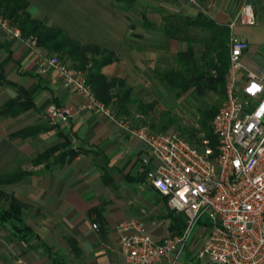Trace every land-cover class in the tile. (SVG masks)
Here are the masks:
<instances>
[{
  "label": "crops",
  "instance_id": "0c3cea01",
  "mask_svg": "<svg viewBox=\"0 0 264 264\" xmlns=\"http://www.w3.org/2000/svg\"><path fill=\"white\" fill-rule=\"evenodd\" d=\"M23 1L32 18L60 28L80 45H95L115 54L102 73L127 83L136 101L133 115L140 120L147 117L134 112L139 103L152 104L153 111H175L185 100L186 93L171 89L166 81L167 72L178 69L175 55L188 47L186 41L166 33L169 15H203L228 28V41L236 36L248 44L239 86L246 82L248 72L264 69V0H134L140 10L136 22L112 0ZM244 5L252 8L253 25L236 20ZM196 37L201 33L193 29L191 47L199 59L203 49ZM41 51L55 56L43 48ZM227 53L221 59L224 71L229 64V46ZM203 62L199 59L197 67ZM0 77V109L16 102L13 116L0 117V175L33 172L2 190L24 205L23 223L35 235L28 243L22 242L7 223L0 235L9 243L0 246V264H126L118 245V225L130 219L143 221L156 241L174 235L172 211L146 182L149 156L144 145L103 113L81 110L83 100L63 87L57 72L49 66L39 72L38 57L1 29ZM210 92L218 94L215 102L221 106L224 83ZM51 104L70 108L68 127L49 124L46 110ZM22 107L28 109L16 114ZM30 127L42 130L28 138L13 136ZM65 140L66 150L79 152L70 163L52 167L32 164L42 151ZM195 228L180 264H212L196 256L206 234L202 227Z\"/></svg>",
  "mask_w": 264,
  "mask_h": 264
},
{
  "label": "built area",
  "instance_id": "2783aa9c",
  "mask_svg": "<svg viewBox=\"0 0 264 264\" xmlns=\"http://www.w3.org/2000/svg\"><path fill=\"white\" fill-rule=\"evenodd\" d=\"M236 20L253 25L251 6L244 5ZM0 29L38 57L39 72L44 66L53 68L63 87L83 100L81 110L103 113L144 145L149 156L146 182L165 199L169 210L184 218V231L161 242L141 220L120 223L118 245L126 264H180L197 226L206 234L196 252L198 259L212 264H264V69L248 72L246 82L238 85L239 73L245 70V41L236 36L229 40L225 101L211 121L216 145L202 139L196 147L176 133H154L148 125L117 120L96 99L83 72L43 54L35 37H23L2 16ZM46 117L50 125L66 128L70 108L51 104ZM92 227L96 229L95 224Z\"/></svg>",
  "mask_w": 264,
  "mask_h": 264
},
{
  "label": "trees",
  "instance_id": "16d2710c",
  "mask_svg": "<svg viewBox=\"0 0 264 264\" xmlns=\"http://www.w3.org/2000/svg\"><path fill=\"white\" fill-rule=\"evenodd\" d=\"M113 2L124 13L129 6H134V0H113ZM26 9L27 4L23 0H0V16L7 19L13 26L18 27L23 37H35L40 48L47 50L48 53L58 54L61 59L69 61L70 68L83 72L86 77V83L91 88L96 99L117 120L132 121L135 125L138 117L133 115L132 105L136 101L132 99L127 83L118 78H108L102 73V68L115 60V54L95 45H80L60 28L47 26L45 22L32 18ZM166 20L168 22L166 27L168 36L176 40L186 41L188 44L185 52H180L174 57V63L178 69H170L167 72L166 81L168 86L173 90L178 89L183 94L193 88L200 90V92L211 91L214 86L217 87L223 84L226 71H224L225 64L221 59L228 54L225 46L228 40V28L216 25L203 15H197L194 18L169 15ZM193 29L195 31L199 30L201 33V37H196L195 39V42L203 49L199 56V59L204 61L201 68L196 65L199 59L195 57L194 50L191 47ZM214 58L216 60L215 63ZM212 71L213 73H211ZM214 71L216 72L215 76L212 75ZM20 91L23 92L22 90ZM15 106L16 102L14 101L5 105L4 108L0 109V117L13 116L14 113L12 111ZM27 109V107H22L16 114ZM216 110L217 108L214 106L202 109L198 120L200 129L205 134V137L211 140L212 147L216 143V138L212 135L208 124L214 117ZM134 112L148 117L153 112V105L139 103L138 109ZM146 120L144 118L140 123L147 125ZM169 120L171 121L172 119ZM169 124L170 122L168 121L162 130H166ZM148 126L153 129V124ZM41 130L37 129V127H30L15 133L13 136L28 138L36 135ZM191 137H193V134H191ZM66 142L65 140L62 144H56L45 149L32 159V164L34 166L45 164L46 167H52V165L63 166L65 163H70L79 152L70 149L66 150V147H68ZM196 143H199V141L197 140ZM32 174L33 172L31 171H17L10 175H0V187L17 183L25 176ZM0 195L2 194L0 193ZM3 197L8 200V204L6 207H0V225L5 227L7 223L10 224L14 234L22 242L28 243L35 235L32 229L23 223L22 210L24 205L12 195H3ZM171 216L173 221L171 226L174 229V235H179L186 226L184 218L173 212H171ZM17 223H21L22 227H19Z\"/></svg>",
  "mask_w": 264,
  "mask_h": 264
},
{
  "label": "rangeland",
  "instance_id": "374dc122",
  "mask_svg": "<svg viewBox=\"0 0 264 264\" xmlns=\"http://www.w3.org/2000/svg\"><path fill=\"white\" fill-rule=\"evenodd\" d=\"M153 4L156 5V3ZM125 13L127 14V16L132 18L131 19L132 22H136L140 18V10L133 5L131 7L129 6ZM225 46L227 52L229 46L228 40L226 41ZM53 55H55L58 59H60V57L57 54H53ZM60 61L61 63L71 67L70 63H68L66 59H60ZM211 73H213V71ZM185 95H186L185 100L182 102V104L177 105L175 111H167V110L153 111L151 115H149L146 118L147 125L153 124V129L151 128L150 129L154 133H169V134L176 133L182 138L186 139L190 144L196 147L201 146L202 139H208L209 144L211 145V140L205 137V134L200 129L198 120L200 117V111L206 107L208 108L214 106L217 108L215 114L218 112L219 108L221 107V106L218 107L217 103L215 102V98L218 96V94L217 95L216 93L213 94L210 91L200 92V90H195V92L193 93L191 92L190 94L186 92ZM169 119L172 120L170 121ZM137 120H138L136 121L137 123H135L136 126L141 124L140 123L141 120L140 119ZM168 121L170 122L169 126L167 127L166 130H162V128L168 123ZM211 121L208 124L210 130H211ZM191 134H193V137H191ZM212 135L214 136L213 132ZM197 140L199 141V143H196ZM0 193L2 194L0 195V207H6L8 204V200L4 198L5 196L3 197V195H7V194L6 192H3L2 187H0ZM5 229L6 228L4 226L0 225L1 235H2L1 232L4 231ZM197 229L198 228H195L193 230L192 235H195ZM1 235H0V246L8 244L9 241H6L5 238H3Z\"/></svg>",
  "mask_w": 264,
  "mask_h": 264
}]
</instances>
